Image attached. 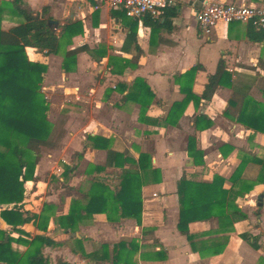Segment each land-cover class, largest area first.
<instances>
[{"label":"crops","instance_id":"0c3cea01","mask_svg":"<svg viewBox=\"0 0 264 264\" xmlns=\"http://www.w3.org/2000/svg\"><path fill=\"white\" fill-rule=\"evenodd\" d=\"M210 1L264 5V0H175L167 10L168 16H161L162 24L156 28L151 40L149 26L142 21L135 25L127 16L115 18L112 13L116 12L101 0H23L39 13L47 6L49 15L58 25L80 21L83 32L72 36L56 54H44L29 46L25 48L30 60L47 66L41 85L43 92L48 91L45 96L49 101V120L55 122L61 117L64 120L63 134L48 150H64L67 141L69 149L67 152L65 149L66 154L60 157L57 166L60 173L56 178L50 177L59 183L57 187L50 189L49 180L45 183L40 179L38 166L41 157L34 170L36 179L24 182V197L18 204L20 211L38 214L43 203L55 206V213L49 217L46 230H40L29 221L20 226L23 231L20 233L0 220V228L13 238L4 241L12 252L23 254L27 249V245L14 239L29 241L34 235H44L51 240V244L42 248L46 259L43 264H96L83 255L75 238H80L87 255L92 254L98 244L136 238L139 249L133 260L137 264H264V183L254 184L248 193L236 199L246 217L234 221L232 230L221 231L217 218L188 224L199 250H206L204 255L194 251L176 227L179 216L176 183L180 177L210 181L218 174L227 180L242 157L264 155V133L223 115L233 87L239 83H250L249 96L264 102V68L259 62L260 57H264L263 43L249 40L247 23L243 22H219L208 35L203 34L195 21V12ZM172 8L173 15L169 14ZM17 23V18L6 15L1 27L8 30ZM133 28L134 37L126 38ZM81 45L87 46L89 51H79L73 70L65 71L62 68L63 49ZM109 56L116 58L118 65H126L121 74L110 72L107 64ZM220 59L224 61L232 85L218 86L211 98L201 99L197 107L190 101L178 125H162L160 120L171 104L184 96L173 82V75L201 65L191 88L194 94L200 96L207 76L215 72ZM136 77L142 78L154 94L146 111L147 120L143 122L138 120L139 104L122 100ZM54 109L57 113L51 119L49 115ZM199 114L211 119L209 128H195L194 119ZM86 135L111 138L110 150H127L134 158L139 152H148L152 165L161 170L160 182L148 183L141 188L140 225L131 218L110 222L105 214L94 213L91 218L80 222L74 232L58 226L55 217L67 213L70 202V197L63 195L62 184L82 186L85 179L82 171L88 163L105 165L111 182L114 172L119 171L107 164V150L87 147L77 164L78 173L64 178L63 164L74 165L71 156L75 151H81ZM188 135L195 136L196 148L202 151L204 163L201 165H193L189 161L185 151ZM257 169L258 165L248 163L243 174L247 178L253 177ZM224 186L228 188L230 182L226 181ZM4 207L11 206L3 205L0 209ZM244 232L255 237L258 248L251 247L239 237ZM225 237L222 252L206 254L209 245ZM0 264L8 263L0 260Z\"/></svg>","mask_w":264,"mask_h":264},{"label":"trees","instance_id":"16d2710c","mask_svg":"<svg viewBox=\"0 0 264 264\" xmlns=\"http://www.w3.org/2000/svg\"><path fill=\"white\" fill-rule=\"evenodd\" d=\"M170 7V6H169ZM165 8L159 18L153 19L144 15L140 21L150 27L152 40L159 27L161 16H168ZM174 14V8L171 9ZM115 18L125 17L122 9H114ZM10 15L18 19V23L8 30H3L1 21L4 16ZM128 17V16H127ZM129 18V17H128ZM52 17L48 7L44 6L41 13L28 7L23 0L0 1V206L10 205L0 209V220L10 226L11 230L23 232L20 226L32 221L40 230L45 231L49 217L55 213V206L43 203L38 214L20 211V204L24 197V182L35 180V166L41 157L40 149L53 148L63 134V118L52 122L48 118L49 101L41 91V84L46 71V64L32 61L27 57L25 48L34 47L44 54L59 53L66 41L72 36L83 32L80 21L66 22L50 26ZM135 22L137 19L130 18ZM231 23V22H230ZM164 25V23H163ZM135 28L127 33L126 38L134 37ZM246 35L253 42H262L264 51V29L256 28L251 23L246 24ZM79 51H89L87 46L81 45L74 49L62 51V68L65 71L73 70L75 57ZM264 56V55H263ZM259 62L263 64L264 57ZM108 66L112 74H121L125 64H117L116 58L108 57ZM201 65H195L183 73H175L173 82L179 86L183 98L174 101L160 123L164 126L178 125L187 104L192 101L197 107L201 101L209 100L218 86H231L230 74L226 70L223 60H219L215 72L207 76L200 96L191 90L197 70ZM125 87V86H124ZM250 83H239L233 87L232 97L223 115L230 120L240 123L254 131L264 133V102L249 96ZM130 90L123 96V101H133L139 104L138 120L146 121V111L150 106L154 94L145 81L136 77ZM194 125L197 130L209 128L212 121L205 114L196 115ZM111 138L100 135H86L81 151H75L71 156L74 165L63 164L64 178L70 174L76 175L77 164L87 147L107 150V164L116 167L114 180L105 171V165L88 163L82 175L84 184L74 187L62 184L64 196L70 197L68 211L55 217L58 226L64 230L74 232L77 226L85 219L91 218L94 213H103L110 222H118L123 218L135 220L141 224L142 194L141 188L148 183L161 181V170L151 163L148 152H139L134 158L127 150H110ZM231 149L229 145H225ZM185 151L193 165L204 163L202 151L196 148L194 135H188ZM76 164H75V163ZM258 165L253 177H245L244 170L248 163ZM230 182L226 188L224 183ZM257 183H264V155L262 157H242L230 177L215 174L210 181L194 180L185 176L176 183V195L179 206V216L176 224L180 234L185 235L191 248L202 256L203 251L193 241L194 235L189 232L188 224L194 221H205L210 218L218 219L221 231L232 230L234 221L244 219L245 213L236 203L238 197L244 196ZM63 201V196H60ZM239 237L251 247L258 248L255 237L244 232ZM12 240L5 229L0 228V260L8 264H43L46 259L42 248L51 244V240L44 235H34L31 240L14 239L27 245L23 254L12 252L5 245V240ZM226 237L209 245L206 254L222 252ZM84 256L89 257L96 264H137L133 255L139 249L136 238L121 239L113 244L101 243L90 255H87L81 245L80 238H75ZM158 254V253H157Z\"/></svg>","mask_w":264,"mask_h":264},{"label":"built area","instance_id":"2783aa9c","mask_svg":"<svg viewBox=\"0 0 264 264\" xmlns=\"http://www.w3.org/2000/svg\"><path fill=\"white\" fill-rule=\"evenodd\" d=\"M111 10L122 9L126 16L137 19L150 15L157 19L163 10L174 4L175 0H101ZM198 28L205 35L219 22L251 23L256 28L264 29V5L244 3L210 1L195 12Z\"/></svg>","mask_w":264,"mask_h":264},{"label":"rangeland","instance_id":"374dc122","mask_svg":"<svg viewBox=\"0 0 264 264\" xmlns=\"http://www.w3.org/2000/svg\"><path fill=\"white\" fill-rule=\"evenodd\" d=\"M41 91L42 90V85H41ZM48 93L47 89L44 90L43 94L44 96ZM46 97V96H45ZM47 99V97H46ZM48 100V99H47ZM57 110H51L50 112V118L53 119L56 116ZM68 141L66 143V146L64 148V150H61V148L56 151L58 152L56 154V152H51L48 149L42 148L40 149V155H41V163L38 166V172L40 173V179H43L45 181V183L47 182V180H49V188L53 189L54 186L57 187V185H59V183L57 181H54L53 179L51 180L50 177L52 176V178H56V176L60 173L59 170H57V166H59L60 163V157L62 156V154L64 153V155L66 154L64 151L66 149V152L68 151L69 148H67L68 146ZM53 153V154H52ZM51 154L53 157H50ZM49 156V157H48ZM52 160V161H51Z\"/></svg>","mask_w":264,"mask_h":264},{"label":"water","instance_id":"95a60500","mask_svg":"<svg viewBox=\"0 0 264 264\" xmlns=\"http://www.w3.org/2000/svg\"><path fill=\"white\" fill-rule=\"evenodd\" d=\"M48 23L50 24V26H54L56 24V21L51 19L48 21ZM259 204H261V203H259Z\"/></svg>","mask_w":264,"mask_h":264}]
</instances>
